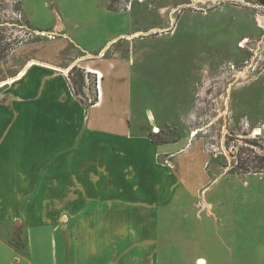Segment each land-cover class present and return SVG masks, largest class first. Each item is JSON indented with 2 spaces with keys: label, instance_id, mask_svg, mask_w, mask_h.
<instances>
[{
  "label": "rangeland",
  "instance_id": "374dc122",
  "mask_svg": "<svg viewBox=\"0 0 264 264\" xmlns=\"http://www.w3.org/2000/svg\"><path fill=\"white\" fill-rule=\"evenodd\" d=\"M260 16L264 0H0V81L31 59L59 68L77 63L61 73L84 110L82 129L75 137L67 131L66 145L120 149L138 135L161 145L153 183L131 177L128 191L201 193L208 186L226 205L221 223L230 218L240 227L239 264H264ZM137 31L130 41L107 44L102 61L107 41ZM91 65L105 74L99 110H91L98 99L97 80L86 71ZM30 237L36 251H46L47 234ZM8 256L0 249L1 260Z\"/></svg>",
  "mask_w": 264,
  "mask_h": 264
},
{
  "label": "crops",
  "instance_id": "0c3cea01",
  "mask_svg": "<svg viewBox=\"0 0 264 264\" xmlns=\"http://www.w3.org/2000/svg\"><path fill=\"white\" fill-rule=\"evenodd\" d=\"M140 35L107 41L99 50L102 61L107 44ZM34 61L23 79L0 89V185L5 188L0 191V237L5 238L0 249L9 255L0 264L240 263V227L230 218L221 223L227 209L219 193L214 198L208 186L201 193L139 191V186L128 191L131 177L153 183L161 145L141 135L120 149L66 145V132L75 137L82 129L84 110L63 76L77 63L59 68ZM92 67L87 73L97 71L101 79L93 74L98 99L91 110H99L105 74ZM227 207L230 217L234 204ZM162 216L173 224L163 223ZM34 231L42 239L47 234L45 252L35 250Z\"/></svg>",
  "mask_w": 264,
  "mask_h": 264
},
{
  "label": "bare ground",
  "instance_id": "6f19581e",
  "mask_svg": "<svg viewBox=\"0 0 264 264\" xmlns=\"http://www.w3.org/2000/svg\"><path fill=\"white\" fill-rule=\"evenodd\" d=\"M262 16H260V17H258V22L260 23V25H259V27L260 28H264V18H261ZM61 27H62V23L60 22V20H58V23H57V25H55V30H56V32L59 30V29H61ZM34 35H38L37 33L36 34H34ZM41 35H43V37L44 36H46L45 34H42L41 33ZM40 35V36H41ZM51 39L53 38V37H50ZM54 39V38H53ZM245 45L243 44V45H241V47H244ZM36 64V61H34V60H30L27 64H26V66L23 68V69H21L19 72H17V74L15 75V76H13V77H9V78H7V79H5V80H2V81H0V89H2L3 87H5L6 85H12V84H14V83H16L17 81H20L21 79H23V77H25V75H26V71H27V69L29 68V67H31L32 65H35ZM93 72V74H97V75H99V77H100V79H101V75H100V73L99 72H95V71H92ZM194 132V131H193ZM257 132V131H256ZM196 134V132H194V134L193 135H195Z\"/></svg>",
  "mask_w": 264,
  "mask_h": 264
},
{
  "label": "flooded vegetation",
  "instance_id": "af4514ba",
  "mask_svg": "<svg viewBox=\"0 0 264 264\" xmlns=\"http://www.w3.org/2000/svg\"><path fill=\"white\" fill-rule=\"evenodd\" d=\"M187 6H189V5H187ZM245 40H246V39H245ZM240 46H241V45H238L239 48H240Z\"/></svg>",
  "mask_w": 264,
  "mask_h": 264
}]
</instances>
